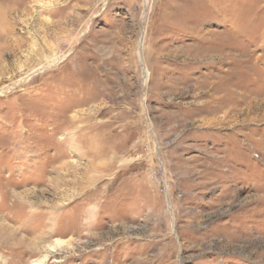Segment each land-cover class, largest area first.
Returning a JSON list of instances; mask_svg holds the SVG:
<instances>
[{
	"label": "rangeland",
	"instance_id": "rangeland-1",
	"mask_svg": "<svg viewBox=\"0 0 264 264\" xmlns=\"http://www.w3.org/2000/svg\"><path fill=\"white\" fill-rule=\"evenodd\" d=\"M58 240L264 264V0H0V264Z\"/></svg>",
	"mask_w": 264,
	"mask_h": 264
},
{
	"label": "bare ground",
	"instance_id": "bare-ground-1",
	"mask_svg": "<svg viewBox=\"0 0 264 264\" xmlns=\"http://www.w3.org/2000/svg\"><path fill=\"white\" fill-rule=\"evenodd\" d=\"M147 73V72H146ZM67 243L58 240V241H54L53 243H49L47 245V250H45V254L43 256H41L38 260H35L34 262H30L29 264H48L49 261L48 260V255L53 252L56 251L57 248L59 247H63L65 246ZM62 249V248H61ZM64 249V248H63Z\"/></svg>",
	"mask_w": 264,
	"mask_h": 264
}]
</instances>
